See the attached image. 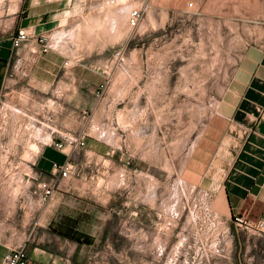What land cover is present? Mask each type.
Returning <instances> with one entry per match:
<instances>
[{
    "label": "rangeland",
    "instance_id": "rangeland-1",
    "mask_svg": "<svg viewBox=\"0 0 264 264\" xmlns=\"http://www.w3.org/2000/svg\"><path fill=\"white\" fill-rule=\"evenodd\" d=\"M99 1H78L64 35L86 80L79 93L95 102L83 111L93 123L82 137L103 141L112 154L75 150L72 162L79 169L65 184L80 182V188L56 193L45 217L52 216L57 229L76 226L88 238L85 233L105 219L100 205L91 210L85 204V185L118 190L124 226L140 228V234L109 237L140 244L142 264L148 257L150 264H264L261 231L223 218L213 207L229 156L218 104L244 51L264 46V0H109L102 10ZM137 8L143 18L132 27L130 13ZM72 94L61 90L55 102L41 95L45 107L33 115L45 131L56 111L65 132ZM23 98L5 96L10 112L0 116V222L11 213L6 221L14 228L23 215H33L30 208L39 216L53 194L44 187L38 202L31 193L49 176L36 169L37 144L22 131L31 116ZM58 141L69 145V138ZM29 179L36 184L28 189Z\"/></svg>",
    "mask_w": 264,
    "mask_h": 264
},
{
    "label": "crops",
    "instance_id": "crops-1",
    "mask_svg": "<svg viewBox=\"0 0 264 264\" xmlns=\"http://www.w3.org/2000/svg\"><path fill=\"white\" fill-rule=\"evenodd\" d=\"M78 1H83L86 6L93 4V0H0V116L3 110L6 117L10 112L7 101H3L5 96L11 97L12 102L23 100L25 96L30 112L28 115L31 116L26 121L27 131H22L30 141L34 140L37 144L36 155L39 162L34 165L40 174L49 176L43 184L56 186L54 193L48 198L47 207L39 216L35 217L36 207L32 209L28 205L34 211L33 215H29V218L27 213L23 215L20 224L15 228L6 221L13 219L11 213L0 222V264L12 247L24 242L30 258L29 264H142L140 244L124 243L118 237H109L140 234V228L124 226L125 203L118 199V190H91L93 185H85V204H88L91 210H96V205H100L105 219L100 227L85 233L87 240L91 242L80 243L65 236L66 233L75 234L80 230L76 226L71 229H57L54 218L45 217L56 193L69 192L77 186L80 188V182L69 183L74 173L70 178L59 179L52 169L53 162L75 159L76 151L70 150L65 142V147L58 149L52 141L62 137H82L88 128H92L93 123L83 111L88 106H95V102L91 97L79 93L86 87V80L82 81L78 74V66L73 61L76 54L69 55L68 36L64 35L67 33V27L75 22L76 16L72 10L76 8ZM108 3L109 0H100L98 4L102 10ZM90 7L92 8L91 5ZM20 30H25L30 35V40L16 48L13 40ZM43 35L49 40L48 51L43 50L39 41ZM67 62L70 64L67 65ZM26 75L28 78H24ZM14 76L16 79L12 80ZM66 79L70 82L64 81ZM8 89L10 90L7 91ZM61 90L73 92L69 102L72 109L65 120L66 133L59 129V116H56L55 108L50 117L53 124L45 131L42 119L34 116L41 115L45 107L41 95H51L52 101L55 102L53 98L58 96ZM53 105L54 103L51 106ZM218 113L223 123L227 124L229 156L213 196L214 212L227 219L243 216L253 229L261 231L264 235V228L259 230L257 227L260 222L264 223V46L251 45L244 51L219 101ZM24 122L25 120L21 122V126ZM16 129L19 131L17 127ZM44 135L49 139L47 143L43 141ZM14 136L16 138L18 135ZM21 137H25V134ZM100 142L91 136L82 150L93 154L111 155L112 147L103 141ZM74 164L78 170L79 164ZM80 166L84 171L87 168V164ZM84 174L83 179L86 181L88 175ZM67 180L69 181L66 186ZM34 184L35 181L29 179L24 186L29 189L34 187ZM39 185L31 191L36 194L38 202L44 191L41 190L43 188H38ZM94 191H99L100 194L94 195ZM23 207L27 208L26 202ZM131 214L134 215L135 211ZM145 256H149L147 252ZM148 258L143 259L146 264L151 263L150 257Z\"/></svg>",
    "mask_w": 264,
    "mask_h": 264
},
{
    "label": "built area",
    "instance_id": "built-area-1",
    "mask_svg": "<svg viewBox=\"0 0 264 264\" xmlns=\"http://www.w3.org/2000/svg\"><path fill=\"white\" fill-rule=\"evenodd\" d=\"M143 13L144 12L142 8H137L131 11L129 17V23L132 27H137L140 24V21L143 18ZM29 40H30V35L25 30H20L18 35L14 38L13 44L16 48H19L23 46L25 43H27ZM39 41L43 46V50L48 51V41H49L48 37L46 35H43L41 36ZM66 64L69 65L70 62H67ZM52 142L58 149H63L65 147V144L62 141L53 140ZM69 145L72 147V151H75L77 149H83L86 146V140L84 137L69 138ZM52 169L55 176L59 179L70 178V176L77 171L75 164L70 160L65 162H57V161L53 162ZM44 187H46V194L48 195L54 193L56 189V186L54 184L50 186H47V184L39 185V188H44ZM234 218L240 226H244V225L251 226V224L243 216H236ZM257 227L259 230H262L264 228V223L260 222L257 225ZM29 263H30V258L24 242L18 246L12 247L5 255L2 264H29Z\"/></svg>",
    "mask_w": 264,
    "mask_h": 264
},
{
    "label": "trees",
    "instance_id": "trees-1",
    "mask_svg": "<svg viewBox=\"0 0 264 264\" xmlns=\"http://www.w3.org/2000/svg\"><path fill=\"white\" fill-rule=\"evenodd\" d=\"M65 236L71 238V239H74L80 243H86V242H91L89 240H87V237L86 238H82L84 237L81 233L79 232H75V234H71V233H66Z\"/></svg>",
    "mask_w": 264,
    "mask_h": 264
}]
</instances>
